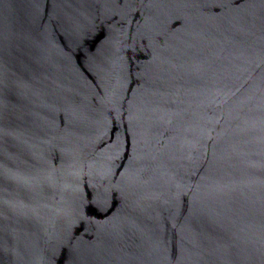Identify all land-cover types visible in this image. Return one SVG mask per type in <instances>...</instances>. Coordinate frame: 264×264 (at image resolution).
<instances>
[{
    "label": "water",
    "instance_id": "95a60500",
    "mask_svg": "<svg viewBox=\"0 0 264 264\" xmlns=\"http://www.w3.org/2000/svg\"><path fill=\"white\" fill-rule=\"evenodd\" d=\"M0 264H264V0H0Z\"/></svg>",
    "mask_w": 264,
    "mask_h": 264
}]
</instances>
